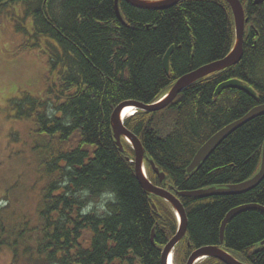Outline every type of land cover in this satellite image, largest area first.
<instances>
[{
	"label": "trees",
	"instance_id": "16d2710c",
	"mask_svg": "<svg viewBox=\"0 0 264 264\" xmlns=\"http://www.w3.org/2000/svg\"><path fill=\"white\" fill-rule=\"evenodd\" d=\"M240 1L247 19L241 60L187 87L166 108L137 109L125 121L175 193L242 183L260 169L264 115L236 129L204 163L187 171L211 136L264 104V1ZM14 6H22L33 22V44L19 51L40 49L38 40L47 41L44 90L22 89L10 99L12 117L32 122L47 180L34 218L7 228L8 215L0 216V246L12 250L15 263L162 264L177 217L139 183L134 150L125 139L123 151L117 145L111 115L124 101L156 102L181 76L224 58L235 42L230 5L181 0L152 11L119 0V18L115 0H0L1 11ZM172 46L167 73L163 60ZM231 79L256 95L233 88L216 95L218 86ZM148 173L161 185L150 164ZM106 193L114 194L104 202L106 211L82 212ZM179 198L188 228L177 246L176 264H186L194 250L221 244L220 228L230 210L264 207V179L243 194ZM262 242L264 212L248 209L229 220L222 247L246 264H264ZM200 264L225 263L207 258Z\"/></svg>",
	"mask_w": 264,
	"mask_h": 264
},
{
	"label": "water",
	"instance_id": "95a60500",
	"mask_svg": "<svg viewBox=\"0 0 264 264\" xmlns=\"http://www.w3.org/2000/svg\"><path fill=\"white\" fill-rule=\"evenodd\" d=\"M118 1V0H116ZM129 3L149 9V10H164L168 9L172 6L178 4L181 0H127ZM230 5L234 21H235V43L230 51L224 58L219 60L213 61L212 63L206 64L201 66L183 76H181L171 87V89L157 102L146 104L134 100H128L122 102L118 107L113 111L111 115V125L114 132V137L116 139V143L119 148L123 151V143L122 139L124 138L133 148L135 151V171L136 176L144 188V190L150 194L151 196H157L162 198L168 204L171 205L172 210L175 212L179 226L175 236L165 245L162 255H161V262L162 264H170V257L174 254V250L176 246L183 240L187 233L188 228V219L186 210L180 201L179 197H195V198H208L217 195H235V194H242L247 191H250L257 187L264 179V144H263V151H262V164L260 171L251 179L244 181L242 183H238L235 185L230 186H213L199 190L193 191H184L178 193H172L170 190L166 188V175L163 172H160L159 168L156 167V164L152 159H149L148 155L146 154V150L138 138L136 134H134L130 129H128L124 123V109L127 106H132L135 109H140L143 111L148 112H156L160 111L167 106H169L175 98L183 92L187 87L191 86L198 80L207 77L208 75L222 71L226 68H229L233 65H236L242 58L244 54V33H245V11L243 5L240 0H226ZM264 0H255V4H260ZM118 14L120 12L118 10ZM174 51V47H170L166 55L164 56L163 64L165 71L169 73L170 71V57ZM225 88H235L246 92L251 96H255V91L245 85L242 81L237 79H231L226 82H223L217 88L216 93L219 94L222 89ZM264 115V104L258 105L254 107L248 114H246L241 119L235 121L227 125L226 127L222 128L216 134H214L196 153L192 163L189 165L187 171L188 173L193 172L196 168H198L202 163H204L208 157L213 153V151L229 136L231 135L236 129L240 128L250 120ZM145 161H149L152 165L155 173L159 176L160 181L162 182L163 186H157L149 179L147 169L145 167ZM178 195V196H177ZM156 209V205H154ZM248 208H255L259 209L264 212V207L258 205H248L242 206L238 208H234L230 210L225 219L222 222L220 228V242L223 243L226 226L229 220L235 216L237 213L243 212ZM152 241L154 242V233L152 234ZM264 245V242H262ZM214 257L221 260L225 264H246L238 260L234 257L231 253L224 250L221 246H205L195 250L189 257L187 264H197L201 260L205 258ZM173 263H174V256H173Z\"/></svg>",
	"mask_w": 264,
	"mask_h": 264
},
{
	"label": "rangeland",
	"instance_id": "374dc122",
	"mask_svg": "<svg viewBox=\"0 0 264 264\" xmlns=\"http://www.w3.org/2000/svg\"><path fill=\"white\" fill-rule=\"evenodd\" d=\"M32 25L22 6L0 10V216L8 215L4 221L7 228L35 217L40 191L47 180L41 174L43 155L40 144L31 135L32 122L17 120L10 112V99L18 96L20 90H44L41 79L48 73L43 53L46 39L38 40L42 44L40 49L19 51L24 44H33L29 35ZM106 200L105 197L103 202ZM90 202H93L90 212L96 211L101 197ZM0 264L29 263L26 260L15 263L12 250L3 245Z\"/></svg>",
	"mask_w": 264,
	"mask_h": 264
},
{
	"label": "bare ground",
	"instance_id": "6f19581e",
	"mask_svg": "<svg viewBox=\"0 0 264 264\" xmlns=\"http://www.w3.org/2000/svg\"><path fill=\"white\" fill-rule=\"evenodd\" d=\"M124 1L127 2L128 4L132 5V6L136 7V8L144 9V10H149V9H145V8H141V7L135 6V5L131 4V3H129L127 0H124ZM254 3H255V1H254ZM115 8H116V11H117V15H118V17L121 18V16H119V14H118V10H119V0H118V1L115 0ZM230 8H231V7H230ZM243 8H244V7H243ZM152 11H156V10H152ZM231 11H232V9H231ZM244 11H245V9H244ZM119 12H120V10H119ZM232 14H233V11H232ZM120 15H121V14H120ZM233 15H234V14H233ZM233 17H234V16H233ZM245 17H246V13H245ZM246 22H247V20H246ZM234 23H235V21H234ZM234 43H235V42H234ZM229 53H230V52H229ZM229 53H228V54H229ZM203 66H204V65H203ZM218 72H220V71H218ZM215 73H217V72H215ZM215 73H212V74H215ZM212 74H210V75H212ZM208 76H209V75H208ZM175 82H176V81H175ZM218 87H219V86H218ZM233 89H235V88H233ZM222 90H223V89H222ZM222 90H221V91H222ZM238 90H239V89H238ZM241 91H242V90H241ZM245 93H246V92H245ZM216 95H218V94L216 93ZM251 110H252V109H251ZM251 110H250V111H251ZM250 111H249V112H250ZM133 112L135 113V108H133L132 106H127V107L124 109V114H123V115H124V117L126 118V117H129V116H132V115L134 114ZM249 112H248V113H249ZM248 113H247V114H248ZM244 116H245V115H244ZM244 116H243V117H244ZM240 119H241V118H240ZM238 120H239V119H238ZM236 121H237V120H236ZM234 122H235V121H234ZM234 122H232V123H234ZM230 124H231V123H230ZM241 127H242V126H241ZM172 128H173V127H172ZM215 134H216V133H215ZM211 137H212V136H211ZM115 140H116V139H115ZM205 143H206V142H205ZM214 151H215V150H214ZM214 151H213V152H214ZM261 164H262V160H261ZM260 168H261V165H260ZM259 171H260V169H259ZM259 171H258V172H259ZM258 172H257V173H258ZM257 173H256V174H257ZM256 174H255V175H256ZM255 175H254V176H255ZM254 176H253V177H254ZM253 177H251V178H253ZM251 178H249V179H251ZM249 179H248V180H249ZM246 181H247V180H246ZM232 185H235V184H232ZM229 186H230V185H229ZM192 191H193V190H192ZM250 191H251V190H250ZM247 192H249V191H247ZM245 193H246V192H245ZM242 194H243V193H242ZM235 195H237V194H235ZM165 202H166V201H165ZM169 205H170V204H169ZM248 205H258V204H248ZM248 205H243V206H248ZM170 206H171V205H170ZM258 206H260V205H258ZM239 207H242V206H239ZM261 207H263V206H261ZM236 208H238V207H236ZM248 209H255V208H248ZM248 209H246V210H248ZM258 210H259V209H258ZM244 211H245V210H244ZM260 211H261V210H260ZM262 212H263V211H262ZM174 213H175V212H174ZM175 215H176V214H175ZM176 217H177V216H176ZM224 219H225V218H224ZM153 233H154V232H153ZM198 249H199V248H198ZM174 253H175V251H174ZM212 258H214V257H212ZM170 264H174V263H173V255H171V257H170Z\"/></svg>",
	"mask_w": 264,
	"mask_h": 264
},
{
	"label": "clouds",
	"instance_id": "9594fccd",
	"mask_svg": "<svg viewBox=\"0 0 264 264\" xmlns=\"http://www.w3.org/2000/svg\"><path fill=\"white\" fill-rule=\"evenodd\" d=\"M84 195L86 196L87 195V192H85ZM105 197L107 199H113L114 198V194H112V193H106L104 196L101 197V202L96 205V211H97V213L106 211L105 203L103 202L104 199H105ZM92 209H93V204L92 203H89L87 206H85L82 209V212L83 213H88V212L92 211Z\"/></svg>",
	"mask_w": 264,
	"mask_h": 264
}]
</instances>
